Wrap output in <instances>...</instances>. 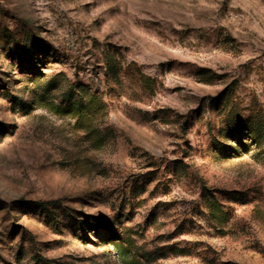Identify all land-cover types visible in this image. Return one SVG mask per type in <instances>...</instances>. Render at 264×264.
Segmentation results:
<instances>
[{
  "label": "rangeland",
  "instance_id": "1",
  "mask_svg": "<svg viewBox=\"0 0 264 264\" xmlns=\"http://www.w3.org/2000/svg\"><path fill=\"white\" fill-rule=\"evenodd\" d=\"M49 263L264 264V0H0V264Z\"/></svg>",
  "mask_w": 264,
  "mask_h": 264
},
{
  "label": "trees",
  "instance_id": "2",
  "mask_svg": "<svg viewBox=\"0 0 264 264\" xmlns=\"http://www.w3.org/2000/svg\"><path fill=\"white\" fill-rule=\"evenodd\" d=\"M141 82L143 85H147L149 79L141 77ZM52 87L53 88L50 90H56L58 85L56 84ZM62 103L64 105L63 107H53V110L61 115L72 116L80 125L90 126L92 121H94L97 116H104L106 114V105L104 102L99 97L89 92V90L82 85L76 86L69 84L63 91ZM19 106L21 109L26 108L25 105ZM244 130H246L250 140L259 139L260 131L256 126H249L246 129L238 126L233 129L232 136L234 137L239 135L237 139L239 144H244V142L241 141V137L244 136ZM205 200L207 203V209L213 220H215L217 224L224 223L226 220V213L224 212L221 204L214 198H206ZM53 204L58 206L60 203L56 201ZM117 246L119 247L120 245ZM124 250L125 249L122 248V252Z\"/></svg>",
  "mask_w": 264,
  "mask_h": 264
}]
</instances>
